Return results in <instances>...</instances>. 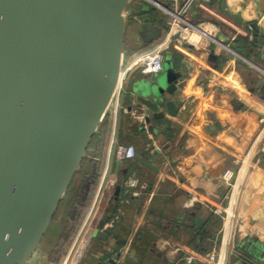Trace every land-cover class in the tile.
Returning a JSON list of instances; mask_svg holds the SVG:
<instances>
[{"label":"crops","instance_id":"crops-1","mask_svg":"<svg viewBox=\"0 0 264 264\" xmlns=\"http://www.w3.org/2000/svg\"><path fill=\"white\" fill-rule=\"evenodd\" d=\"M199 4L193 7L192 18L216 22L219 36L225 38V48L213 47L203 54L175 42L166 47L164 62L173 65L185 84L175 96L179 109L176 117L170 116L166 107L154 109L156 103L149 106L141 101L136 90L149 76L141 67L127 73L119 101L117 139L134 145L137 156H144L158 171L136 160H113L108 184L93 209L97 181L92 204L80 217L75 238L59 264L69 257L77 242L72 254L76 264H209L205 257L208 253L227 256L232 216L250 166L233 249L237 254L249 255L251 246L258 245L264 254V154L257 152L264 136L260 124L264 114V0H231L230 7L224 5V0H203L204 5ZM151 9H131L128 14L124 67L160 42L149 40L144 35V24L139 22V18L150 16L146 12ZM150 19L162 29L163 38L167 20ZM103 135L95 137L97 143L89 148L91 156L97 153ZM152 141L160 147L155 157L146 151ZM238 154L251 161L236 170L237 186L228 195L223 174ZM130 166L134 168L132 173L128 171ZM132 174L148 188L123 207V215L110 228L108 220L119 207V201L115 203L113 198L116 188H122V200L123 182ZM217 208H232L229 220L216 214ZM192 214L202 219L201 225L194 223ZM198 230L203 235L196 236ZM105 231L107 237H100ZM45 240L29 264L55 263L50 258L54 239L42 249ZM128 246L127 253L119 254ZM255 263L264 261L258 258Z\"/></svg>","mask_w":264,"mask_h":264},{"label":"water","instance_id":"water-1","mask_svg":"<svg viewBox=\"0 0 264 264\" xmlns=\"http://www.w3.org/2000/svg\"><path fill=\"white\" fill-rule=\"evenodd\" d=\"M144 7L151 8L135 0H0V264H29L48 234L121 84L128 14ZM141 20L149 40L165 38L150 17ZM180 79L165 60L164 71L136 91L142 102L176 117L175 96L185 88ZM135 160L158 171L144 156ZM251 170L238 194L225 264L264 261L258 245L233 259Z\"/></svg>","mask_w":264,"mask_h":264},{"label":"built area","instance_id":"built-area-1","mask_svg":"<svg viewBox=\"0 0 264 264\" xmlns=\"http://www.w3.org/2000/svg\"><path fill=\"white\" fill-rule=\"evenodd\" d=\"M141 1L144 5H149L159 10L167 17L168 29L166 31L165 38L161 42L152 46L151 49L135 56L131 62H129V64L123 68L122 81L108 115L111 130L109 134L107 156L99 181L98 192L93 203V209L96 207L103 189L109 182V171L112 161L116 160L117 162L124 163L135 160L137 156L134 145L124 144L117 139L119 101L123 88V82L127 73L141 67L143 71L149 76L161 74L164 71V50L170 43L173 42L184 44L196 52L203 54L209 53L213 47L225 48V46L219 40V26L216 22L192 18L191 13L193 7L198 6L200 2L202 4L203 0H169L166 3V7L164 6V3L158 2L156 0ZM139 22H142L140 18ZM181 109H185V106H183ZM260 124L264 128V114L260 119ZM146 151L151 157H155L159 153L160 147L154 141H152L148 143ZM257 152L259 154H264V136L262 140L259 141ZM246 157L247 156L244 154H238L232 161L233 166L228 168L223 174V182L228 190V195H232L237 186L236 170L240 171L244 167V161ZM122 187L124 191V198L119 200V207L117 208L118 210L112 214L113 216L109 222L110 228H114L119 220V216L123 215V207L130 201L127 197H139L141 192L148 188V184L140 180L136 174H132L123 182ZM214 212L220 216H223L225 220H229V215L226 208H217ZM77 244L78 242L73 247L75 248ZM74 248L71 250L69 257L62 264H76V261L72 258ZM128 249L129 246L127 249L120 250L119 254L124 252L127 253ZM238 255L239 254H237V252L234 250L233 256L236 257ZM205 257L209 264H225L226 262V256L222 254L208 253L205 255ZM254 264L258 263L254 262Z\"/></svg>","mask_w":264,"mask_h":264},{"label":"rangeland","instance_id":"rangeland-1","mask_svg":"<svg viewBox=\"0 0 264 264\" xmlns=\"http://www.w3.org/2000/svg\"><path fill=\"white\" fill-rule=\"evenodd\" d=\"M135 2L142 3L141 0ZM150 13L155 18L167 20V17L159 10L151 7ZM163 14V15H162ZM165 16V17H164ZM100 143L97 146V153L91 156L90 151L84 159L81 170L77 173L72 183V187L66 193L50 227L46 240L43 243L48 244L49 240L54 241V245L50 252L51 261L54 264H59L61 259L69 251L72 240H74L75 229L78 222L86 214L92 204V197L95 195L94 188L99 182L103 172V163L106 149L108 147L109 134L100 136ZM94 141V140H93ZM97 141L92 142L91 147H94ZM93 157V158H92ZM98 181V182H97Z\"/></svg>","mask_w":264,"mask_h":264},{"label":"trees","instance_id":"trees-1","mask_svg":"<svg viewBox=\"0 0 264 264\" xmlns=\"http://www.w3.org/2000/svg\"><path fill=\"white\" fill-rule=\"evenodd\" d=\"M147 14H150V18H153L154 20H156V18L154 17V15L153 14H151L150 12H146ZM165 27V29H166V31H167V29H168V26L166 25V26H164ZM108 129H109V134H110V130H111V125H110V120H109V116H107L106 118H105V120H104V122L102 123V125H101V127H100V129H99V131H98V135H100V134H106V131H108ZM97 134H96V136L95 137H97ZM95 139V138H94ZM123 143V142H122ZM124 144H126V143H124ZM128 171L130 172V173H132V172H134V168H133V166H130L129 167V169H128ZM127 198H129V200L131 201V200H133L134 198L133 197H127ZM110 220H108V222H109ZM195 235L196 236H198V235H203V232H202V230H198L196 233H195Z\"/></svg>","mask_w":264,"mask_h":264},{"label":"bare ground","instance_id":"bare-ground-1","mask_svg":"<svg viewBox=\"0 0 264 264\" xmlns=\"http://www.w3.org/2000/svg\"><path fill=\"white\" fill-rule=\"evenodd\" d=\"M250 161H251V160H250L249 157L245 159V161H244V165H245V167L248 166V164L250 163ZM230 206H231V205H230ZM228 211H229V214H228V215L230 216V215L232 214V208L229 209ZM232 217H233V216H232Z\"/></svg>","mask_w":264,"mask_h":264}]
</instances>
